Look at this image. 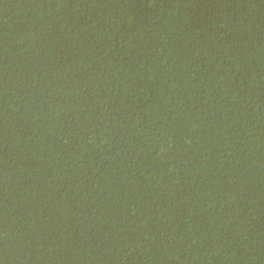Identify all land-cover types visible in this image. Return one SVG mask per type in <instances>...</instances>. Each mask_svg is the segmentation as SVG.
<instances>
[{
    "label": "trees",
    "instance_id": "16d2710c",
    "mask_svg": "<svg viewBox=\"0 0 264 264\" xmlns=\"http://www.w3.org/2000/svg\"><path fill=\"white\" fill-rule=\"evenodd\" d=\"M0 264H264V0H0Z\"/></svg>",
    "mask_w": 264,
    "mask_h": 264
}]
</instances>
